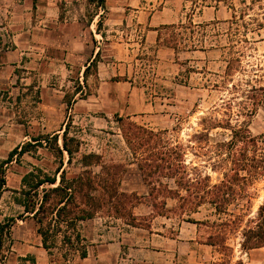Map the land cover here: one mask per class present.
<instances>
[{
	"label": "rangeland",
	"instance_id": "obj_1",
	"mask_svg": "<svg viewBox=\"0 0 264 264\" xmlns=\"http://www.w3.org/2000/svg\"><path fill=\"white\" fill-rule=\"evenodd\" d=\"M50 3L56 9L54 22L42 24L34 40L30 33L36 46L9 69L11 79L0 82V165L16 147L44 139L43 146H29V152L0 171V183L5 182L0 222L15 219L0 264H116L126 254L125 264H242L241 257L259 237L264 248V221L258 213L264 204V175H259L264 167V93L252 88L264 87V0L207 1L195 9L193 0H105L104 8L89 0ZM66 15L79 23L60 25ZM165 25L175 29L162 30ZM63 32L71 46H60ZM13 33L7 35V46ZM175 34L182 44L166 46L168 35ZM98 52L97 68L85 82L86 65ZM80 88L85 99L76 94ZM72 99L76 102L69 105ZM69 118V135L81 147L72 164L64 152L66 176L84 171L81 156L95 153L101 159L89 170L107 179L115 173L111 166L120 165L119 189L138 197L123 203L126 210L120 216L105 207L86 221L87 232H81L90 254L85 259H66L61 250L50 256L35 221L21 219L18 202L25 174L34 168L55 173L60 166L46 137L58 134L62 145L61 129ZM120 118L156 133L168 131L165 141L158 138L161 145L183 146L188 169L184 179L176 176L181 187L172 178L155 177L157 190L149 196L139 169L146 155L135 158ZM227 125L246 129L248 136L238 132L233 146L224 145L232 137ZM236 163L246 167L241 178L234 176ZM227 180L228 187H221ZM207 185L203 202L193 201V192L203 194ZM189 200L193 205H187ZM183 221L198 223V241L205 246L197 256L180 255L177 242L151 235L175 239ZM133 222L138 227L129 225ZM106 231L108 236H99ZM122 234L129 235L123 239ZM99 241L117 244L98 248ZM164 247L168 255L148 251Z\"/></svg>",
	"mask_w": 264,
	"mask_h": 264
},
{
	"label": "trees",
	"instance_id": "obj_2",
	"mask_svg": "<svg viewBox=\"0 0 264 264\" xmlns=\"http://www.w3.org/2000/svg\"><path fill=\"white\" fill-rule=\"evenodd\" d=\"M207 1L219 4L222 2L226 3L229 0H193L194 9L198 8L201 2L206 3ZM89 2L96 3L100 8L105 7V0H89ZM101 23L102 20L100 19L98 25L101 26ZM179 27L181 28L182 25ZM171 29H175V25H165L162 28V30ZM160 36L161 35H159V41L161 39ZM180 44L182 43H180V38H178L176 34L168 35V40L165 43L166 46H177ZM98 57H100V52H98L95 58L86 65L84 71L85 82L87 81L90 70L93 67L97 68ZM125 81H128L127 78ZM252 88L253 91L258 90L264 93V87L256 88L252 86ZM83 92L82 88L76 92V94H80V99H85ZM72 102H76V99H72L69 105H72ZM118 121L123 125L122 132L135 158L139 159L138 156L142 154L146 155L139 161V169L142 173L143 181L149 187V196H153L157 190L155 183L159 181L154 182L155 177L160 179L172 178L175 180L177 187H181L183 183L176 180V176L180 175V178L184 179L188 169L185 159L186 153L183 146L173 145L169 141H166V144L164 142L165 145L159 144L158 138H160V141L162 139V142L165 141V136L168 135V131L156 133L153 130L131 121L130 118H127L125 121L120 118ZM227 126H229L228 129L232 130V137L229 143L224 144L226 146H233L238 141L240 137L238 132L246 133L245 136H248V131L246 129L242 130L241 128L236 129V127L231 125ZM70 127L71 118L66 121L61 129L63 130L62 145H60V137L58 134L52 137H46V142L49 143V149L60 160V166L57 168L56 172L47 173L41 169L34 168L32 171L25 174L22 178V187L19 191L21 197L18 199V202L23 208L21 219L31 218L35 221L37 224V233L41 236L42 246L50 256L56 251L61 250L63 252L62 257L66 259L75 256L85 259L89 254V246L87 238L81 232L82 222L94 218L99 211L105 207L108 211H113L115 215L120 216L126 210L123 203L126 204L125 202H131L138 197L137 195L128 194L119 189V182L116 178L119 172L122 171L120 165L111 166L115 173L107 179H104L102 174H97L89 170L90 167L97 165L101 159V157L95 153H85L81 156L80 163L85 168L84 171L72 178L66 176V169H64V152L68 155L67 163L72 164L74 156L80 153L81 147V141L79 139L70 137ZM32 140L36 143H26L12 150L8 159L1 163L0 171H2L3 164L11 163L15 156H21L29 152V146H43L44 144V139L33 138ZM157 144L159 146H157ZM223 162L224 159L219 161L221 168L224 166L222 165ZM235 166L236 168H234V170L237 171V173H235L234 176L241 178L240 171L246 170V167L238 163H236ZM106 169L107 167L102 166V170ZM108 174L110 175V173ZM259 175H264V167L263 170L259 172ZM189 182L190 181H187L186 183L189 184ZM228 183L231 182L229 180H227V182H222L221 187H228ZM4 186L5 182L4 179H2L0 183V194ZM208 186L209 185L204 189L203 194H200V191L193 192L191 195L192 200L199 199L198 202H203L201 200H204L206 195H209ZM99 188L102 189L103 192L102 194L100 192V195H96L95 192L99 191ZM186 191L189 192L188 190ZM176 194L181 197L179 191H176ZM183 199L185 198L183 197ZM192 200H189L187 205L188 203L189 205H193ZM258 213L264 221V204L260 207ZM132 216L134 217V215ZM14 221V218H8L4 222H0V252L7 240L12 241L11 226ZM189 222L197 223L195 221ZM129 225L138 227L135 222ZM249 232H252V230ZM259 238V243L254 244V246L249 247V249L262 247V245L259 244L262 243L263 239L261 237Z\"/></svg>",
	"mask_w": 264,
	"mask_h": 264
},
{
	"label": "crops",
	"instance_id": "obj_3",
	"mask_svg": "<svg viewBox=\"0 0 264 264\" xmlns=\"http://www.w3.org/2000/svg\"><path fill=\"white\" fill-rule=\"evenodd\" d=\"M50 2L51 0H39V2L34 5V0H0V82L10 80L11 75L9 73V69L12 67L17 68L19 63H21L24 59L25 50L29 47L33 48L36 46L30 38V33H32L31 35L34 40L35 32L41 28L42 24L45 26L47 22H54L56 9ZM70 12L71 11H67L66 14H70ZM35 13L36 17L34 16ZM33 17H35V19ZM72 23L76 25V23L78 24L79 22H72L71 18H68L67 15L64 20L59 22V24L63 26L70 25ZM10 31L14 33L11 37L12 41L10 42V46H7L6 39ZM155 31L158 30L156 29ZM59 40L61 41L60 46L63 47L66 45L71 46L72 44V39L68 38V35L64 32L63 35H60ZM24 43H26V45ZM86 221L82 222L81 231L87 232ZM186 224L195 226V231L193 229L189 230ZM197 226L198 223L183 221L182 224L179 225L177 237L175 239H170L160 233H152L151 235L163 237L168 242H177L178 254L188 255L189 252H191V257H193L197 256L199 250L198 248L200 246H205V244L198 241ZM108 234L109 231H106L104 234H100L99 236L106 237ZM128 235L129 234H126V236ZM126 236L125 234L121 235L123 239ZM99 242L100 244L97 245L98 248L103 246L111 247L117 244L113 241H110L108 244H104L103 241ZM186 246L189 248V251L187 252L185 251ZM162 250L165 251L148 249V251L155 253L169 254V248L164 247ZM88 253L90 254L89 250ZM244 256H246V258H244ZM244 256L241 257L243 261L242 264H264V248H253L249 250V252H245ZM129 258V255L126 254V256L121 257L122 261H118L116 264H125L124 262L128 261Z\"/></svg>",
	"mask_w": 264,
	"mask_h": 264
}]
</instances>
